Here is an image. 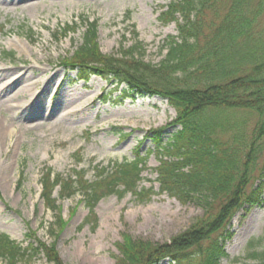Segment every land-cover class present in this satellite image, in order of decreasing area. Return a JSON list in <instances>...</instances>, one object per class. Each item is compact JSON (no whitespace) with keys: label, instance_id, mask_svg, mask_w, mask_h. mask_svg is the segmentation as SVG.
<instances>
[{"label":"rangeland","instance_id":"1","mask_svg":"<svg viewBox=\"0 0 264 264\" xmlns=\"http://www.w3.org/2000/svg\"><path fill=\"white\" fill-rule=\"evenodd\" d=\"M35 1L33 8L0 3V68L16 67L19 72L30 69L33 80L39 81L20 90L13 102L0 98V118L5 119L3 130L8 132L7 136L0 135V234L25 246L30 240L34 245L39 240L55 242L63 264H120L118 243L123 234L133 240L169 242L202 216L203 210L194 203L181 204L167 194H155L147 202H139L131 193L121 199L111 195L97 204L94 227L89 223L93 217L85 223L88 211L79 202L80 196L61 200L56 189L53 197L67 222L56 236L50 228L55 212L45 208L40 196L42 172L51 167L54 174L67 175L77 165V170H85V177L92 179L95 165L112 166L113 162L132 160L137 147L144 157L148 149L154 148L150 138L153 129L167 127L166 140L179 127L169 126L176 112L163 97H124V85L115 87L97 76L87 83L75 82L76 73L61 61L81 42L85 28L80 20L97 19L103 53L115 54L121 43L125 47L132 44L135 26L138 39L145 46L143 59L159 63L166 53L162 48L166 40L178 34L175 22L159 20L171 0ZM214 6L218 15L213 13ZM226 6V1L217 0L204 11L205 21L216 19ZM257 7L260 8L255 10ZM248 8L252 10L248 14H256L249 37L264 31V0H252ZM66 26L77 27V31L63 36L60 27ZM204 28L206 33L208 27ZM252 48L248 45L245 50ZM19 87L14 85L10 92H17ZM10 104L23 107L13 113L9 111ZM58 112L60 120L54 117ZM22 113L33 117L23 119ZM245 121L250 129L256 117L248 115ZM158 164L156 154L147 156L140 186L159 190L154 170ZM249 215L254 222L247 236L231 243L236 235L234 229L243 227ZM226 228L231 237L225 242L226 256L220 264H235L236 258L245 256L250 241L258 244V250L264 248V193L259 205L238 209ZM29 262L47 263L43 253ZM169 263L165 259L158 264ZM0 264L8 263L0 259Z\"/></svg>","mask_w":264,"mask_h":264},{"label":"trees","instance_id":"2","mask_svg":"<svg viewBox=\"0 0 264 264\" xmlns=\"http://www.w3.org/2000/svg\"><path fill=\"white\" fill-rule=\"evenodd\" d=\"M221 1L227 2L226 10L207 23L204 11L217 0H171L159 20L175 22L178 34L168 37L162 47L166 53L157 64L143 59L145 46L134 25L132 44L121 43L117 53L106 54L99 45L98 20H82L81 42L63 59L65 67L76 73L78 81L97 75L123 83L126 96L166 98L176 112L169 126L179 127L166 141L165 127L151 131L155 148L147 154L154 151L159 160L158 191L140 186L146 157L138 148L132 161L95 166L92 180L82 169L64 177L47 168L41 177L42 197L45 208L55 212L53 234L59 235L67 223L53 197L56 187L60 199L81 196L79 202L88 209L85 223L93 217L89 223L94 227L95 207L103 198L121 199L131 193L147 202L165 193L181 204L198 205L202 216L169 242L133 240L123 234L118 243L120 264H158L165 259L169 264H220L226 256L224 244L231 237L227 224L241 207L260 204L264 193V31L248 37L256 16L248 14L252 0ZM213 13L218 15L215 6ZM60 28L63 36L77 31V27ZM248 45L254 48L245 50ZM248 115L256 117L250 129ZM256 246L250 241L245 256L233 262L264 264V248ZM38 253L44 254L46 264H63L55 242L39 240L34 245L31 240L22 246L0 235V259L8 264H29Z\"/></svg>","mask_w":264,"mask_h":264},{"label":"bare ground","instance_id":"3","mask_svg":"<svg viewBox=\"0 0 264 264\" xmlns=\"http://www.w3.org/2000/svg\"><path fill=\"white\" fill-rule=\"evenodd\" d=\"M0 3L6 4H23L24 7H35L37 2L35 0H0ZM31 70L29 71H21L19 72V69L16 67L14 69H6V68H0V98L5 99L7 102H13L16 99V94L26 88L29 87L30 85L33 86L35 84H38V80H33L34 77L31 74ZM18 86L20 87L16 90L17 92L11 93L10 89L13 86ZM65 99L67 100L68 97L67 95L65 96ZM66 104V102H65ZM1 105L2 101L0 100V111H1ZM20 107H23L20 104H15L11 105L10 104V112H15L16 109H19ZM32 118L33 116L29 113L28 115L26 113H22L20 116L21 118ZM61 113H55L54 117L56 120H60ZM4 124H5V119L0 118V135L7 136V130L4 129ZM3 130V131H2ZM254 222V217L252 215H249L248 218L245 221V225L243 227H236L234 230H236V235L232 238L231 243H237L241 237H246L247 236V231L248 229L252 226Z\"/></svg>","mask_w":264,"mask_h":264}]
</instances>
